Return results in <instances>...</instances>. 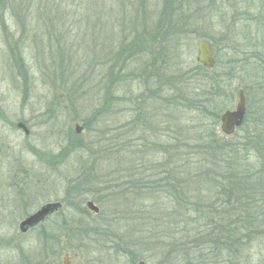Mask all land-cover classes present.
Masks as SVG:
<instances>
[{
	"label": "rangeland",
	"instance_id": "1",
	"mask_svg": "<svg viewBox=\"0 0 264 264\" xmlns=\"http://www.w3.org/2000/svg\"><path fill=\"white\" fill-rule=\"evenodd\" d=\"M240 90L264 109V0H0V264H171L163 214L180 207L156 174L223 134ZM56 202L59 217L20 231ZM244 254L264 264V239Z\"/></svg>",
	"mask_w": 264,
	"mask_h": 264
},
{
	"label": "trees",
	"instance_id": "2",
	"mask_svg": "<svg viewBox=\"0 0 264 264\" xmlns=\"http://www.w3.org/2000/svg\"><path fill=\"white\" fill-rule=\"evenodd\" d=\"M240 132L231 138L214 130L198 134L193 145L186 147L189 152L179 154L176 149L169 156V163H180L183 170L166 166L157 172L162 177L161 187L169 190L167 195L174 196L180 207L178 213L163 214L167 215V225L171 228L168 243L160 244L163 260L171 264H238V260L249 261L251 255H245V250L264 239V158L261 157L264 109L261 105L250 107ZM188 186L199 188L195 195L201 193V196L186 194ZM182 205L194 210L183 209ZM62 232L65 233V228ZM42 257L43 252L39 259L35 254L24 255L29 264H46ZM223 258L231 261H222Z\"/></svg>",
	"mask_w": 264,
	"mask_h": 264
},
{
	"label": "water",
	"instance_id": "3",
	"mask_svg": "<svg viewBox=\"0 0 264 264\" xmlns=\"http://www.w3.org/2000/svg\"><path fill=\"white\" fill-rule=\"evenodd\" d=\"M198 62L205 68L212 69L215 66L214 51L212 46L206 40L198 43ZM247 111V100L243 90L239 91V100L234 111H226L221 115V131L225 136H232L238 128H240L245 120ZM19 127H24L20 124ZM83 127H77L76 131L81 133ZM28 134V130H24ZM87 207L95 212H99V208L93 202H88ZM62 210V204L59 202L48 203L43 205L37 212L27 217L20 224V231L27 233L35 228L42 226L53 214ZM64 264H70L69 255H65ZM144 264V262H140Z\"/></svg>",
	"mask_w": 264,
	"mask_h": 264
},
{
	"label": "flooded vegetation",
	"instance_id": "4",
	"mask_svg": "<svg viewBox=\"0 0 264 264\" xmlns=\"http://www.w3.org/2000/svg\"><path fill=\"white\" fill-rule=\"evenodd\" d=\"M62 204V203H61ZM62 210H63V204H62ZM62 210L61 211H59V212H57V213H55V214H53L45 223H44V225L51 219V218H53V217H56V216H60V214H61V212H62ZM41 227V226H40ZM35 229H37V228H35ZM34 229V230H35ZM32 231V230H31Z\"/></svg>",
	"mask_w": 264,
	"mask_h": 264
}]
</instances>
